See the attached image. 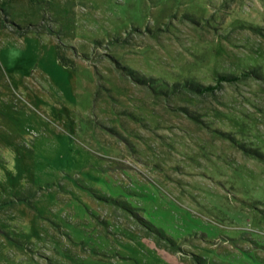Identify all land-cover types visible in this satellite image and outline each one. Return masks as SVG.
I'll return each mask as SVG.
<instances>
[{"label": "rangeland", "instance_id": "obj_1", "mask_svg": "<svg viewBox=\"0 0 264 264\" xmlns=\"http://www.w3.org/2000/svg\"><path fill=\"white\" fill-rule=\"evenodd\" d=\"M0 171V264H264V0H0Z\"/></svg>", "mask_w": 264, "mask_h": 264}, {"label": "clouds", "instance_id": "obj_2", "mask_svg": "<svg viewBox=\"0 0 264 264\" xmlns=\"http://www.w3.org/2000/svg\"><path fill=\"white\" fill-rule=\"evenodd\" d=\"M21 56V52L18 50H14L11 52V59L14 62L15 59L19 58ZM27 147H31L30 144H26ZM4 158L6 160V167L8 169V171H10L12 173V175H17L18 174V170L16 167V152L13 148L8 147L5 151H4ZM0 179H3L4 182H7V177L4 175V173L2 171H0ZM22 186L27 187L28 181L27 178H23L20 181Z\"/></svg>", "mask_w": 264, "mask_h": 264}, {"label": "trees", "instance_id": "obj_3", "mask_svg": "<svg viewBox=\"0 0 264 264\" xmlns=\"http://www.w3.org/2000/svg\"><path fill=\"white\" fill-rule=\"evenodd\" d=\"M246 74V73H244ZM220 78L222 79H225V80H238L240 78V76H237V75H233V74H225V75H221ZM137 79L141 82L147 80V79H141V78H138ZM220 82V81H219ZM187 84H189V82H187ZM191 86V84H190ZM194 89H196V91L200 92V93H213L215 92V89L220 87V84L217 83V84H205V85H201L199 83V85H192Z\"/></svg>", "mask_w": 264, "mask_h": 264}]
</instances>
